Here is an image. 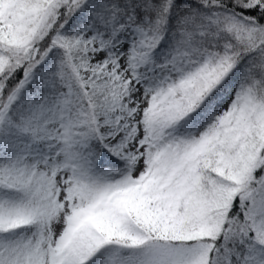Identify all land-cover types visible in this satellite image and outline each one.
<instances>
[{
	"label": "snow or ice",
	"instance_id": "1",
	"mask_svg": "<svg viewBox=\"0 0 264 264\" xmlns=\"http://www.w3.org/2000/svg\"><path fill=\"white\" fill-rule=\"evenodd\" d=\"M0 264H264V0H0Z\"/></svg>",
	"mask_w": 264,
	"mask_h": 264
}]
</instances>
